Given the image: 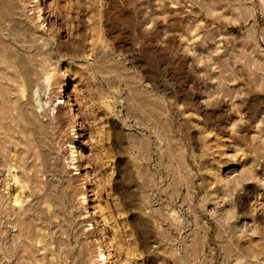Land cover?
Wrapping results in <instances>:
<instances>
[{
    "label": "rangeland",
    "instance_id": "1",
    "mask_svg": "<svg viewBox=\"0 0 264 264\" xmlns=\"http://www.w3.org/2000/svg\"><path fill=\"white\" fill-rule=\"evenodd\" d=\"M0 5V264H264V0Z\"/></svg>",
    "mask_w": 264,
    "mask_h": 264
},
{
    "label": "bare ground",
    "instance_id": "2",
    "mask_svg": "<svg viewBox=\"0 0 264 264\" xmlns=\"http://www.w3.org/2000/svg\"><path fill=\"white\" fill-rule=\"evenodd\" d=\"M3 4H5V3H3ZM0 10H3V11L6 12L7 14H8V13L11 14L10 12H11L12 9H11V7L6 6V5H0ZM44 82H45V81H44ZM41 85H42V84H41ZM63 91H65V90H64V89H61V90H60V92H63ZM68 105H69V103L66 104V106H68ZM86 198H87L86 195L80 197V201L82 202V204H86V201H84ZM88 229H93V226H91V228H88Z\"/></svg>",
    "mask_w": 264,
    "mask_h": 264
}]
</instances>
